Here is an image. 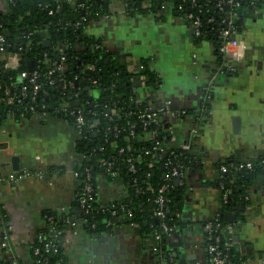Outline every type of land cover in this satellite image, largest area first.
Returning <instances> with one entry per match:
<instances>
[{"label":"crops","instance_id":"1","mask_svg":"<svg viewBox=\"0 0 264 264\" xmlns=\"http://www.w3.org/2000/svg\"><path fill=\"white\" fill-rule=\"evenodd\" d=\"M161 1L157 14L162 18H156L149 12L127 14L123 0L103 4L96 0L108 12L91 18L84 32L100 37L103 50L134 74L132 90L138 100L153 106L167 103L171 109L185 108L196 115L183 119L167 115L164 120L168 147L189 141L190 151L200 152L191 156L194 166L184 169L181 219L185 225L174 227L166 241L175 264H208L202 223L213 219L221 201V186L216 184L219 163L264 154V0H248L240 8L237 38L245 48L233 64L234 54L219 60L211 40L191 38L188 24L174 11L173 0ZM6 7L7 0H0V10ZM141 60H147L160 76L158 90L144 85V76L138 74ZM235 117L239 119L236 129ZM190 125L197 130L193 136L188 134ZM75 138L72 126L52 115L0 123V174L28 172L15 182H0V205L6 217L0 220V241L9 226L7 245L0 244V261L31 264L30 248L45 226L44 213L54 212L66 214L71 221L61 244L65 264H156L153 232H140L136 223L115 221L110 230L100 233L84 228L75 202L79 185L74 172ZM14 154L19 156V170L9 163ZM59 166L60 171L48 170ZM127 192L121 180L99 176L95 203L106 206ZM247 193L248 204L227 212L233 225L231 232L225 231L226 237L246 258L239 264H264V172L249 184Z\"/></svg>","mask_w":264,"mask_h":264},{"label":"trees","instance_id":"2","mask_svg":"<svg viewBox=\"0 0 264 264\" xmlns=\"http://www.w3.org/2000/svg\"><path fill=\"white\" fill-rule=\"evenodd\" d=\"M77 3H84L83 9L73 6L69 0H7L5 10H0V33L5 37L4 47L6 51L19 54V67L15 70H1L0 62V123L12 113L14 120L32 116L29 110L33 107L38 113L49 112L52 116L63 119L72 125L73 116L68 112L56 111L57 105L62 101L73 98L77 92L79 108L89 120L86 131L73 142V149L76 154L84 155L81 161H76L74 172L79 179L80 187L84 178L85 169L91 175V183L95 189L97 178L119 179L127 187V196L115 200L106 206H97L94 211L87 215L81 214L84 228L91 233H100L110 230L112 221L136 223L140 232H155L160 235V239L154 241L157 245V252L154 253L156 264H175V256L167 246V241L158 226L156 218L153 216V206L151 199L157 187L165 179L164 174L169 172L173 166L181 165L183 169L194 166L192 157L182 149H174L170 154L167 146L168 133L165 121L159 124L149 123L144 125L145 118L139 117L138 112L145 109V102L136 98L132 90L133 73L118 62L111 54L103 50L101 38L88 35L84 29L91 18L100 17L108 12L106 6L97 4L96 0H76ZM196 5L192 6L188 1L173 0L174 11L179 15H184L188 10L198 13L201 19L199 26L200 35L194 36L192 27L189 26L191 38L194 41L211 40L214 44L215 53L220 60L219 52L220 39L218 29L221 27L219 21L225 16L229 6L220 3L219 0H195ZM124 9L127 14L149 12L162 18L157 14L159 7L163 4L161 0H123ZM248 0H241L240 7L249 4ZM59 8H56V5ZM177 6H181L180 10ZM52 9V12H49ZM86 19L80 21L81 17ZM206 17H212L208 22ZM78 21L79 24H76ZM239 31V24H238ZM44 33V36L41 35ZM49 40V46L43 45V39ZM60 46L63 48L60 50ZM64 55V68L49 75L48 71L53 62L58 63L60 56ZM32 62L33 69L27 70L28 62ZM89 65L91 68L89 69ZM142 68L138 74L144 76V85L148 88L158 90L161 83L160 76L149 68L147 60H141ZM22 70L31 76L37 73L36 83L38 88L32 94L33 81L25 78L22 81L18 78V73ZM77 76L76 79L74 77ZM52 80V83H50ZM61 80L66 84L61 85ZM72 83V85H70ZM26 85L25 95L21 94V85ZM12 96L11 102L7 101L3 89ZM68 94V95H67ZM32 95L34 98L32 99ZM188 110V109H187ZM190 110H188L189 112ZM132 125V126H131ZM151 133H154L153 137ZM147 135V136H146ZM149 137V138H145ZM158 142L160 147L166 150L162 154L160 149H153ZM148 150L150 153H145ZM127 158H131L134 170L130 171ZM102 159L111 163V170L115 172L112 177L107 170V166L102 164ZM169 163L164 166L165 162ZM251 162L252 167L247 169L239 164ZM149 163L152 165L150 166ZM221 166L226 167V171L220 170ZM49 172L62 170V167H49ZM264 172V154L243 161L231 162L225 160L219 163L217 186H221L222 193L227 189L230 193L226 201L221 200L216 211V219L219 227L212 228L211 234L204 230V245L206 257H210L207 251L209 243L217 244L225 264H239L246 258L239 256L235 248L228 240L224 231L229 223L227 212L235 205L249 203L247 187L260 173ZM149 173L147 176L146 174ZM172 186L166 196L168 209L166 221L169 226L182 228L185 222L181 219L182 200L186 189L183 181L175 183L171 180ZM150 184L154 191H150L147 185ZM77 205V197L75 196ZM114 203L113 209L110 205ZM112 212L115 214L113 215ZM129 217H126L127 214ZM46 215L45 226L37 231L41 238L35 237L30 255L32 264H65L66 257L62 246L57 245V250L52 248L48 251L44 249V243L52 239L48 225L51 218L57 228L65 231V219L68 216L64 213H44ZM114 217V218H113ZM6 217L0 205V220L5 221ZM244 219L243 214L239 217ZM109 222V223H108ZM204 223V222H203ZM218 236L217 242L214 236ZM210 238V239H209ZM35 249L38 251L36 252ZM39 261V262H38ZM0 264H10L7 261H0ZM208 264H211L208 262Z\"/></svg>","mask_w":264,"mask_h":264},{"label":"built area","instance_id":"3","mask_svg":"<svg viewBox=\"0 0 264 264\" xmlns=\"http://www.w3.org/2000/svg\"><path fill=\"white\" fill-rule=\"evenodd\" d=\"M70 1V0H69ZM183 3L186 1L189 2V4L192 6L196 5L195 0H181ZM240 1L241 0H219L218 5L220 9L222 6L220 3H224L229 6V9L226 11L225 16L219 21L221 24V27L218 29V36L220 39V45H219V52L222 55V58H227L229 59V56L234 54V59L230 60L232 61V64L234 63L233 61H239L240 58L242 57V54H239V50H243L245 47L244 45L238 40L237 34H238V24H239V11H240ZM70 3L73 6H76L77 8L83 9L86 6L84 3H77V1H70ZM60 4L56 5V8H59ZM181 6H177V9L180 10ZM84 10V9H83ZM49 12H52V9H49ZM181 18H183L186 23H189V26L192 27V31L194 36H199L200 31H199V26L201 25V19L198 13L192 12L190 10L186 11L184 15H180ZM86 18L84 16L81 17L80 21L85 20ZM206 20L208 22H211L213 20L212 17H206ZM78 21L76 24H79ZM5 43V37L3 33H0V62H1V70L2 71H7V70H15L19 67V54L16 52H9L5 50L4 47ZM63 48V46H60V50ZM236 52V53H234ZM65 59L64 55L60 56V61L58 63L53 62L48 73L49 75L54 74L57 71H61L64 68V62L63 60ZM89 69L91 66L89 65ZM142 68V65L140 64V69ZM231 69V68H230ZM29 78L30 81H33L32 85V94H35L38 85L35 82L37 79V73L33 72L31 76H28V72L26 70H22L18 73V78L20 81H22L25 78ZM77 76L74 77L76 79ZM61 85L65 87V83L63 80H61ZM50 83H52V80H50ZM72 85V83H70ZM0 89H2L1 83H0ZM27 89L26 85H21V94L25 95V90ZM4 95L9 94L8 90L4 88L3 90ZM68 95V94H67ZM74 97L71 98V100L68 101H62L60 102L57 107L56 111L60 112H68V114L73 116V122H72V128L75 131L76 137L81 136L85 131L87 126L89 125V120L87 117L81 112L79 108V100L77 99V92L74 93ZM32 99L34 98V95L31 97ZM8 102H11L13 100L12 96H8L7 98ZM0 100L2 98L0 97ZM146 104V103H145ZM29 110L32 112L33 115H40L41 117L43 116H49L51 115L49 112H42L38 113L33 109V107H30ZM193 112L189 111L185 108H173L168 106L167 103L163 105H157L153 106L150 104L145 105V109L143 111L138 112L139 117L145 118L144 125L149 124V123H154V124H159L160 122L164 121L167 118V115L176 117L178 119H183L186 117H191ZM193 116L196 117V115L193 114ZM12 117V113H9L8 116L5 119H10ZM4 119V120H5ZM132 126V125H131ZM197 132L196 127L194 125L189 126V131L188 134L189 136H193ZM147 136V135H146ZM154 133H151L150 137H153ZM146 139L149 137H145ZM153 149H160L162 154L166 153V150L163 147H160L158 142H156V145L153 146ZM174 149H182L183 152H189L191 149L190 142L187 141L185 142L181 147L178 148H173V150L170 149V154L174 153ZM145 153H150V151L146 150ZM84 158V155L82 154H77V160L76 161H81ZM102 164L107 166V170L110 173V175L113 177L115 175V172L111 170V163L107 162L106 160L102 159ZM127 162L129 163V170L133 171L134 166L131 162V158H127ZM169 163V160H167L164 164L166 166ZM151 166L152 164L149 163ZM240 167L245 166L247 169H250L252 167L251 162H246L245 164H239ZM220 170L226 171L225 166H221ZM28 172L27 170H22V171H12L8 174L1 175L0 174V182H15L17 179H21L24 176H27ZM147 176L149 173L146 174ZM115 176L113 177V179ZM164 179L165 181L159 185L155 191V193L152 196L151 204L153 206V216L156 218L158 222V226L161 229V232L164 234L165 238L171 234L173 231V228L175 226H169L166 221V216L168 209L166 207V204L168 202V198L166 196L168 190L172 186L171 180L178 179V183H182L184 181V169L181 165L173 166L170 168L169 172L164 174ZM147 188L150 191H154L152 186L150 184L147 185ZM230 193V190L227 189L226 192L222 193L221 200L226 201L227 195ZM95 189L92 186L91 183V175L88 171V169H85L84 172V178L82 179V182L80 184V187L78 191L76 192V197H77V206L82 212L83 215H87L91 213L92 211L95 210L97 207L95 204ZM114 203L110 205V209H113ZM114 215L115 213L112 212ZM130 214L128 213L126 217H129ZM114 218V217H113ZM86 217L83 218V221H86ZM216 219V214L214 215L213 219L207 220L204 223H202L203 229L206 230L209 233V236L211 234L212 228H217L219 227V223L215 222ZM115 221H112V224ZM71 223L69 218L65 219V226L67 224ZM109 223V222H108ZM132 223V222H130ZM49 233L52 237L53 240L56 241V243H52L50 241H46L44 243V249L45 251H48L49 249H53L54 251L57 250V245L62 244V238L64 234L62 233V230L57 228L55 222L49 218L48 219V225ZM231 225L225 227L224 231L231 232L230 230ZM65 233V231H64ZM36 237L39 239L41 238V235L36 234ZM215 241L217 242L218 236H214ZM9 239V226H5L4 230L1 234V241L0 244L2 247L7 245ZM160 239V235L158 233L153 232V246H152V252L156 253L157 252V245L154 243L156 240ZM210 239V238H209ZM37 252L38 250L35 249ZM207 251L210 254V257L207 259L209 263L211 264H225L224 257L221 255V251L218 249L217 244L214 243H209L207 245ZM10 262V264H19L16 260H11L7 261ZM31 262H33L31 260ZM39 262V261H38ZM32 264V263H31ZM39 264H42L40 262Z\"/></svg>","mask_w":264,"mask_h":264},{"label":"water","instance_id":"4","mask_svg":"<svg viewBox=\"0 0 264 264\" xmlns=\"http://www.w3.org/2000/svg\"><path fill=\"white\" fill-rule=\"evenodd\" d=\"M105 1L106 0H97V2L99 4H103V2H105ZM41 35L44 36V33H41ZM49 44H50L49 40L46 39V38H44L43 39V45L44 46H49ZM32 69H33L32 62L30 61V62H28L27 70L28 71H31ZM133 90H135V89L133 88ZM238 126H239V119L237 117H235L233 119V127H234V129H236ZM199 153L200 152H198V150H191L189 152V155L190 156H193V155H197ZM9 163L11 164V168L13 170H19V168H20V161H19V156L18 155H16V154L12 155L10 157V162ZM177 181H178V179H175V183H177Z\"/></svg>","mask_w":264,"mask_h":264}]
</instances>
